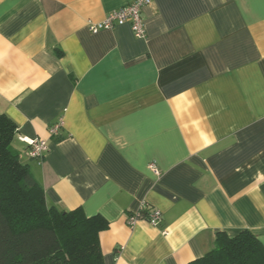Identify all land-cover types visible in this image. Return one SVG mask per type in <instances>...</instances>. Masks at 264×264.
I'll list each match as a JSON object with an SVG mask.
<instances>
[{
  "label": "crops",
  "instance_id": "1",
  "mask_svg": "<svg viewBox=\"0 0 264 264\" xmlns=\"http://www.w3.org/2000/svg\"><path fill=\"white\" fill-rule=\"evenodd\" d=\"M132 1L0 0V115L20 161L49 206L108 221L104 264H189L218 233L264 246V0H152L144 39L89 31ZM145 205L162 222L130 227Z\"/></svg>",
  "mask_w": 264,
  "mask_h": 264
},
{
  "label": "trees",
  "instance_id": "2",
  "mask_svg": "<svg viewBox=\"0 0 264 264\" xmlns=\"http://www.w3.org/2000/svg\"><path fill=\"white\" fill-rule=\"evenodd\" d=\"M17 125L0 115V264H104L101 215L49 206L44 188L20 161ZM189 264H264V246L246 230L218 233L215 247Z\"/></svg>",
  "mask_w": 264,
  "mask_h": 264
},
{
  "label": "built area",
  "instance_id": "3",
  "mask_svg": "<svg viewBox=\"0 0 264 264\" xmlns=\"http://www.w3.org/2000/svg\"><path fill=\"white\" fill-rule=\"evenodd\" d=\"M152 4V0H134L121 8L114 10L102 22L88 24L91 33L96 34L102 30H112L117 26L129 25L134 36L139 39L147 37V30L144 22V9ZM62 123H59L49 130L51 136L57 135ZM19 140L30 147V156L32 158H41L48 151V144L43 140H29L25 137H19ZM149 169L158 177L161 172L156 164L151 163ZM139 220H146L153 226H158L162 222L161 211L148 205L140 210L130 213L127 216V223L134 227Z\"/></svg>",
  "mask_w": 264,
  "mask_h": 264
}]
</instances>
